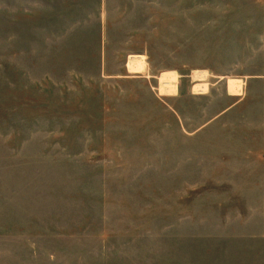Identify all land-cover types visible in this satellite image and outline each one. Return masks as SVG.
<instances>
[{
    "label": "rangeland",
    "instance_id": "1",
    "mask_svg": "<svg viewBox=\"0 0 264 264\" xmlns=\"http://www.w3.org/2000/svg\"><path fill=\"white\" fill-rule=\"evenodd\" d=\"M0 264H264V0H0Z\"/></svg>",
    "mask_w": 264,
    "mask_h": 264
},
{
    "label": "bare ground",
    "instance_id": "2",
    "mask_svg": "<svg viewBox=\"0 0 264 264\" xmlns=\"http://www.w3.org/2000/svg\"><path fill=\"white\" fill-rule=\"evenodd\" d=\"M127 66L131 70H141L143 68V57L138 55H132L129 58ZM163 84L167 87H174L176 85L175 79L165 78L163 79ZM229 89L232 91L234 90L235 93L240 92V85L236 79H230L228 82Z\"/></svg>",
    "mask_w": 264,
    "mask_h": 264
}]
</instances>
